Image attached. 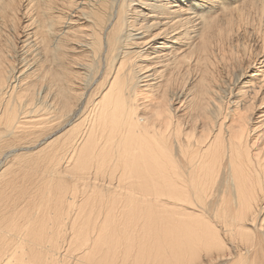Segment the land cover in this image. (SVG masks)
Returning <instances> with one entry per match:
<instances>
[{
  "label": "bare ground",
  "instance_id": "1",
  "mask_svg": "<svg viewBox=\"0 0 264 264\" xmlns=\"http://www.w3.org/2000/svg\"><path fill=\"white\" fill-rule=\"evenodd\" d=\"M0 264H264V0H0Z\"/></svg>",
  "mask_w": 264,
  "mask_h": 264
}]
</instances>
